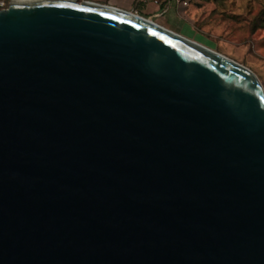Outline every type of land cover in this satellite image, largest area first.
<instances>
[{"label": "water", "instance_id": "obj_1", "mask_svg": "<svg viewBox=\"0 0 264 264\" xmlns=\"http://www.w3.org/2000/svg\"><path fill=\"white\" fill-rule=\"evenodd\" d=\"M0 264H264L258 76L133 11L11 0Z\"/></svg>", "mask_w": 264, "mask_h": 264}, {"label": "rangeland", "instance_id": "obj_2", "mask_svg": "<svg viewBox=\"0 0 264 264\" xmlns=\"http://www.w3.org/2000/svg\"><path fill=\"white\" fill-rule=\"evenodd\" d=\"M11 0H0L5 8ZM128 11L159 10L180 34L252 70L264 87V0H196L193 21L173 16L163 4L141 0H90ZM3 5V6H2Z\"/></svg>", "mask_w": 264, "mask_h": 264}, {"label": "crops", "instance_id": "obj_3", "mask_svg": "<svg viewBox=\"0 0 264 264\" xmlns=\"http://www.w3.org/2000/svg\"><path fill=\"white\" fill-rule=\"evenodd\" d=\"M189 4L188 5H183L181 3H178L177 0H168L167 6L165 7V11L169 10L170 13L173 14V16H177L180 18H188L189 20L193 21L194 19V15L196 12V7L194 5L196 0H188ZM133 12H136L140 15H143L145 17H149L152 18L153 20H155L157 23L175 31L180 33L175 27L171 26L170 24H168V22H163V21H159V19H163V12L159 11V10H154V11H149L146 10L145 12H142L141 9L139 8H133L132 9Z\"/></svg>", "mask_w": 264, "mask_h": 264}, {"label": "built area", "instance_id": "obj_4", "mask_svg": "<svg viewBox=\"0 0 264 264\" xmlns=\"http://www.w3.org/2000/svg\"><path fill=\"white\" fill-rule=\"evenodd\" d=\"M143 2H149V1H153L156 4H163L164 7L167 6L168 0H141ZM178 3H181L183 5H188L189 1L188 0H177ZM3 6V5H2Z\"/></svg>", "mask_w": 264, "mask_h": 264}, {"label": "snow or ice", "instance_id": "obj_5", "mask_svg": "<svg viewBox=\"0 0 264 264\" xmlns=\"http://www.w3.org/2000/svg\"><path fill=\"white\" fill-rule=\"evenodd\" d=\"M62 6H67V7H76V5H62Z\"/></svg>", "mask_w": 264, "mask_h": 264}, {"label": "trees", "instance_id": "obj_6", "mask_svg": "<svg viewBox=\"0 0 264 264\" xmlns=\"http://www.w3.org/2000/svg\"><path fill=\"white\" fill-rule=\"evenodd\" d=\"M0 9H2V7H0Z\"/></svg>", "mask_w": 264, "mask_h": 264}]
</instances>
